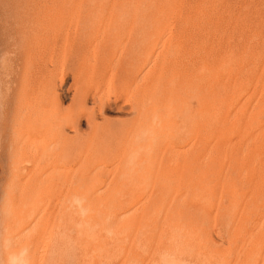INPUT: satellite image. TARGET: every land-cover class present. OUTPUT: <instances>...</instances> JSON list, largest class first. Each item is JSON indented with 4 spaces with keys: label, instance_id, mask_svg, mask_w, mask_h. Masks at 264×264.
Here are the masks:
<instances>
[{
    "label": "rangeland",
    "instance_id": "rangeland-1",
    "mask_svg": "<svg viewBox=\"0 0 264 264\" xmlns=\"http://www.w3.org/2000/svg\"><path fill=\"white\" fill-rule=\"evenodd\" d=\"M0 264H264V0H0Z\"/></svg>",
    "mask_w": 264,
    "mask_h": 264
},
{
    "label": "bare ground",
    "instance_id": "bare-ground-1",
    "mask_svg": "<svg viewBox=\"0 0 264 264\" xmlns=\"http://www.w3.org/2000/svg\"><path fill=\"white\" fill-rule=\"evenodd\" d=\"M84 42V41H83ZM83 42H79V44H82V46L84 45L83 44ZM123 51H124V47H123ZM114 69H116V68H114ZM115 72V71H114ZM113 73V72H112ZM112 76V75H111ZM10 78V77H9ZM144 78V77H143ZM141 79V78H140ZM3 82V81H2ZM139 82V81H138ZM138 82H137V84L136 85H138ZM142 82V81H141ZM141 82L139 83V84H141ZM2 84V83H1ZM89 91H91V90H89ZM89 91H87V92H83V95H82V99H81V103H82V108H81V110H80V113H79V115H77L76 117L74 116V124H78L79 122H81L82 121V119L83 118H88V120H89V124H90V128H92V130L94 131V134H95V136L96 137H99V135H101L100 137H102V133H104L103 131H104V124L107 126V124L106 123H103V124H99V123H97L96 121H97V116L95 115V113L94 112H91V113H89V112H87L86 111V109L84 108V107H86L85 106V104L87 103V101L89 100V95H90V93L91 92H89ZM78 96H80V94L78 93ZM94 96L95 95H93V98H94ZM106 99V98H105ZM80 102V101H79ZM103 107H106V105L105 104H103ZM27 110V109H26ZM104 113V112H103ZM55 114V113H54ZM56 115V114H55ZM52 115H50V117H51ZM55 117V116H54ZM53 116H52V118H54ZM50 120L52 121V119L50 118ZM76 124V125H77ZM76 125H74V126H76ZM75 128V127H74ZM51 129H53V128H51ZM60 129V128H59ZM76 129H78V128H76ZM79 130V129H78ZM103 130V131H102ZM109 130V129H108ZM91 131V130H90ZM105 131H107V130H105ZM110 131L112 132L111 133V135L115 132V131H113L112 129H110ZM102 132V133H101ZM79 133V132H78ZM91 134V133H90ZM106 134V133H105ZM76 135V134H75ZM16 137H17V135H16ZM15 137V138H16ZM76 137V136H75ZM77 138V137H76ZM103 138H104V136H103ZM103 138H101V139H103ZM100 139V138H99ZM58 140V139H57ZM71 140V139H70ZM104 140V139H103ZM94 141V140H93ZM98 141V143L100 142L99 140H97ZM96 143L97 142H94L93 143V146H91L92 147V149H89L88 148V151L87 152H89V153H97V150H98V146L96 147ZM57 144V143H56ZM100 144V143H99ZM98 145V144H97ZM57 146V145H56ZM89 147V146H88ZM95 148H97L96 150H95ZM98 153H100V152H98ZM88 154V153H87ZM103 168V167H102ZM105 168V167H104ZM100 170H102V169H100ZM100 170H98V172H101ZM84 197H85V195H84Z\"/></svg>",
    "mask_w": 264,
    "mask_h": 264
}]
</instances>
